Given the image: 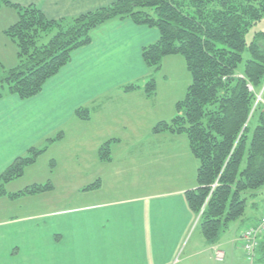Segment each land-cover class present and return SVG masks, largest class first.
I'll return each mask as SVG.
<instances>
[{
    "label": "crops",
    "instance_id": "obj_1",
    "mask_svg": "<svg viewBox=\"0 0 264 264\" xmlns=\"http://www.w3.org/2000/svg\"><path fill=\"white\" fill-rule=\"evenodd\" d=\"M10 1L34 5L58 20L115 0ZM158 38L156 28L110 20L92 32L90 44L75 50L39 94L27 100L0 97V174L31 148H46L40 156L49 158L52 171L95 178V188L80 191L104 196L92 204L0 222V264H173L178 252L179 263L198 256L194 247L200 239H191L198 226L185 200V192L196 186H151L146 178V172L171 167V161L162 159L167 154L172 159L179 154V179L184 177L186 143L179 135L153 133L163 120L154 118L152 96L142 85L149 77L142 50ZM131 84L138 88L124 89ZM79 108L88 110L87 118L75 114ZM105 143L107 161L98 156ZM187 160L190 164L189 155ZM122 172H133L140 181L118 187ZM250 200L238 221L243 227L255 225L264 212L262 193Z\"/></svg>",
    "mask_w": 264,
    "mask_h": 264
},
{
    "label": "trees",
    "instance_id": "obj_2",
    "mask_svg": "<svg viewBox=\"0 0 264 264\" xmlns=\"http://www.w3.org/2000/svg\"><path fill=\"white\" fill-rule=\"evenodd\" d=\"M3 5L18 13L6 30L17 48V65L0 73V97L27 100L39 94L75 50L90 44L92 32L110 20L156 28L158 40L142 50L145 66L159 70L164 57L180 55L191 82L176 104L177 115L152 131L187 137L198 166L196 187L185 192V200L206 241L216 244L231 222L244 217L248 200L264 187V31L246 39L250 28L264 20V0H115L58 20L34 5L0 0ZM137 88L131 84L124 89ZM144 92L154 94V79L145 83ZM75 114L84 119L88 110L79 108ZM253 118L256 125L249 135ZM45 150L31 148L16 159L0 174V188L20 178ZM98 156L109 159L108 143L100 146ZM52 188L50 183L33 185L21 195ZM257 250L264 255L261 239Z\"/></svg>",
    "mask_w": 264,
    "mask_h": 264
},
{
    "label": "rangeland",
    "instance_id": "obj_3",
    "mask_svg": "<svg viewBox=\"0 0 264 264\" xmlns=\"http://www.w3.org/2000/svg\"><path fill=\"white\" fill-rule=\"evenodd\" d=\"M17 18L18 13L15 9L5 5L0 7V73L8 71L17 65V48L6 35V30L16 22ZM260 31H264V20L250 28L246 35L247 41L251 40L254 33ZM246 57L247 55L245 54L244 60ZM150 79L155 81V92L151 98L153 116L154 118L170 122L177 115V102L184 99L186 90L191 82V76L187 71L184 58L180 55L164 57L159 70H149V77L142 80V85H145ZM255 125L256 119L253 118L250 122L249 135H251ZM179 138L184 139L186 143L185 159L183 161L184 177L179 179V154L174 159L167 154L162 159L172 162L169 169L166 171L146 172V178L151 186L160 185L170 188H179L181 184L185 188H194L196 186L195 171L197 160L189 151L186 135L181 134ZM70 139L72 140V136ZM176 148L179 150V143ZM187 155L191 159L190 164L188 163ZM58 158L63 164V155H58ZM52 169L53 163H51L49 158L46 155L39 156L33 166L25 168L24 174L20 178L4 185L2 189L0 188V192L3 193L0 195V222L27 215L33 216V214L38 213L47 214L54 209L73 208L74 205L92 204L104 197L101 194L80 191L81 188L90 186L96 180L95 178L66 177L63 175L64 173L59 171L60 168L56 171L53 170L55 172ZM132 180L136 183L140 181L136 178L135 173L122 172L119 176L120 185L118 187L135 186L136 184L134 183L129 184ZM47 183L53 185V188L49 191L34 195H21L26 188ZM261 193L264 195V187L261 189ZM251 202L249 199L247 203ZM262 207L260 206L256 212L259 213ZM246 226H240L238 221L231 222L229 227L220 235L218 242L226 243L223 247L219 246L224 251L222 261H218L215 257L214 249L219 248L216 246L210 248V243L207 246L205 244L206 240L198 227L194 230L191 238L193 242L200 239V243L194 247V249L199 251V253L197 252L198 256L179 263L181 252L180 254L178 252L173 264H264L262 252L258 253V259L248 258L243 249L240 236L248 227ZM188 250H190V247L185 248V253ZM257 252L258 250H255L254 255ZM185 253L184 256L186 255Z\"/></svg>",
    "mask_w": 264,
    "mask_h": 264
},
{
    "label": "built area",
    "instance_id": "obj_4",
    "mask_svg": "<svg viewBox=\"0 0 264 264\" xmlns=\"http://www.w3.org/2000/svg\"><path fill=\"white\" fill-rule=\"evenodd\" d=\"M261 99L260 95L257 97V101ZM264 237V212L259 218V221L254 226L247 227L241 234L240 240L243 244L248 258L254 257V251L259 245L260 239ZM215 257L218 261H222L224 253L219 249H214Z\"/></svg>",
    "mask_w": 264,
    "mask_h": 264
}]
</instances>
